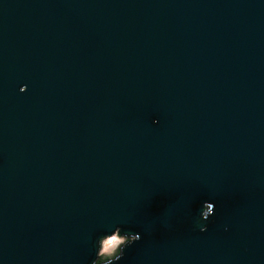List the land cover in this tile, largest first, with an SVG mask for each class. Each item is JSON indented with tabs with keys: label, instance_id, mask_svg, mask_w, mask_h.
Wrapping results in <instances>:
<instances>
[{
	"label": "water",
	"instance_id": "water-1",
	"mask_svg": "<svg viewBox=\"0 0 264 264\" xmlns=\"http://www.w3.org/2000/svg\"><path fill=\"white\" fill-rule=\"evenodd\" d=\"M263 199L264 0H0V264H264Z\"/></svg>",
	"mask_w": 264,
	"mask_h": 264
},
{
	"label": "rangeland",
	"instance_id": "rangeland-1",
	"mask_svg": "<svg viewBox=\"0 0 264 264\" xmlns=\"http://www.w3.org/2000/svg\"><path fill=\"white\" fill-rule=\"evenodd\" d=\"M126 240V237L117 236L115 233L110 237L101 241L100 251L98 253L101 258H109L113 254H116L119 250V246Z\"/></svg>",
	"mask_w": 264,
	"mask_h": 264
},
{
	"label": "trees",
	"instance_id": "trees-1",
	"mask_svg": "<svg viewBox=\"0 0 264 264\" xmlns=\"http://www.w3.org/2000/svg\"><path fill=\"white\" fill-rule=\"evenodd\" d=\"M107 259H109V258H104V257L101 258V257H100V260H101V261H106Z\"/></svg>",
	"mask_w": 264,
	"mask_h": 264
},
{
	"label": "flooded vegetation",
	"instance_id": "flooded-vegetation-1",
	"mask_svg": "<svg viewBox=\"0 0 264 264\" xmlns=\"http://www.w3.org/2000/svg\"><path fill=\"white\" fill-rule=\"evenodd\" d=\"M118 252H119V250L117 251V253H116V254H118ZM116 254H113V255L115 256ZM113 255H112V256H113Z\"/></svg>",
	"mask_w": 264,
	"mask_h": 264
}]
</instances>
